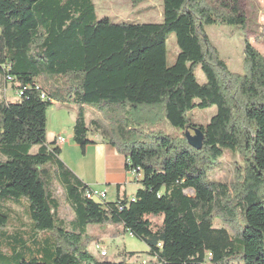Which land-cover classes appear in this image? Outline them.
<instances>
[{"label":"trees","instance_id":"1","mask_svg":"<svg viewBox=\"0 0 264 264\" xmlns=\"http://www.w3.org/2000/svg\"><path fill=\"white\" fill-rule=\"evenodd\" d=\"M162 2L161 23H136L100 18L94 0H0V73L22 93L0 99V264H127L89 249L101 238L91 228L109 225L144 242L151 264H264V55L245 39L233 73L209 38L210 26L248 29L233 0ZM54 103L75 113L83 154L100 136L143 173L135 202L87 197L47 141ZM214 106L206 126L191 119ZM194 129L201 151L185 135ZM225 151L242 166L229 182L209 179Z\"/></svg>","mask_w":264,"mask_h":264},{"label":"rangeland","instance_id":"2","mask_svg":"<svg viewBox=\"0 0 264 264\" xmlns=\"http://www.w3.org/2000/svg\"><path fill=\"white\" fill-rule=\"evenodd\" d=\"M97 5V12L100 18L109 17L114 22H136V23H161L163 14L162 0H94ZM236 10L240 14L247 15L249 19L248 29L239 30L229 26H210L207 33L213 44L218 48L224 61L228 64L233 73H243V61L245 58L244 40H250L251 44L264 55V0H233ZM167 63L174 65L179 54L176 35H168L167 43ZM197 79L200 83L206 82V77L199 68L196 71ZM15 96V97H14ZM10 94V100H17L18 94ZM217 114V108L208 109L195 108L190 112V117L197 125L206 126ZM48 126L47 138L53 140L55 137H63L67 140L64 153L60 157L62 162L73 172L74 167H87L89 173L96 178L100 175L101 169L96 156L90 155L84 157L82 150L75 147L71 137L74 133L75 113L69 109L54 103L47 112ZM87 118L90 120L93 116L87 112ZM145 130L148 127L145 126ZM160 130L166 134H177L178 131L167 123L163 124ZM71 141V143H68ZM36 153V150H33ZM73 163H75L73 165ZM83 164V165H82ZM242 161L237 154L231 151H225L224 156L216 163V167L210 173L209 179L229 182L233 178V172L236 167H241ZM82 169V168H81ZM80 171V169H79ZM77 175V174H76ZM138 188L140 185L135 183ZM102 186H92L91 189L102 191ZM192 195V193H190ZM63 216L70 221L74 215L68 206L62 209ZM159 219H156L158 222ZM216 227H222L219 221L215 222ZM98 226L90 230V234L100 236L99 241L90 246L91 253L100 257V252L108 251L109 259H115L117 262H126L127 264H138L141 259L149 258V249L141 240L132 237L130 233H124L122 226L109 225V229L104 234L100 233ZM98 229V230H97ZM120 230V231H119ZM119 231V233H118ZM134 254L133 257L130 255Z\"/></svg>","mask_w":264,"mask_h":264},{"label":"crops","instance_id":"3","mask_svg":"<svg viewBox=\"0 0 264 264\" xmlns=\"http://www.w3.org/2000/svg\"><path fill=\"white\" fill-rule=\"evenodd\" d=\"M10 94H13V96L16 95V90L12 83L7 82L4 76L0 73V99H6L13 102L18 100H10ZM56 138L57 137L50 141L47 138V141L50 144L55 142ZM90 139L94 144H91L86 148L84 161L85 158L87 159L90 155L96 156V158L100 160L99 167L101 173L94 178L92 176L93 174L89 173L87 167L82 164L84 167H77V169L74 167V172H76L77 176L90 187H105L102 191L107 193L108 202H116L118 199H122L125 196L128 198L134 197L140 186L138 188L134 186L135 182H133V178L126 168V159L120 155L116 149L104 141L102 137L92 136ZM71 141L74 142V133L71 137ZM71 141H68V143H71ZM65 146L66 144L59 147L61 150V156L64 153ZM75 147L80 149L77 144H75ZM74 164L75 163H73V165Z\"/></svg>","mask_w":264,"mask_h":264},{"label":"built area","instance_id":"4","mask_svg":"<svg viewBox=\"0 0 264 264\" xmlns=\"http://www.w3.org/2000/svg\"><path fill=\"white\" fill-rule=\"evenodd\" d=\"M11 80V78H9V81ZM17 94L20 95L22 94L20 91H17ZM46 97L44 95H42V99H45ZM67 140L61 136L57 137L55 140V143L58 147H60L61 145L66 144ZM132 178H133V182L138 183L139 181H141L143 179V173L138 169V170H131L128 171ZM87 197L91 200H94L96 202L99 203H104L107 201V193L104 191H99V190H94L92 189L91 192H89L87 194ZM129 202H135V196L131 197L129 199ZM101 256L104 257H108V251L107 250H103L100 252ZM138 264H151L150 263V259H141L137 262Z\"/></svg>","mask_w":264,"mask_h":264},{"label":"water","instance_id":"5","mask_svg":"<svg viewBox=\"0 0 264 264\" xmlns=\"http://www.w3.org/2000/svg\"><path fill=\"white\" fill-rule=\"evenodd\" d=\"M193 133L194 134H192V131L190 130H186L185 135L188 143L193 149L201 151L203 147L204 134L197 129H194ZM191 193L194 194L193 192Z\"/></svg>","mask_w":264,"mask_h":264}]
</instances>
